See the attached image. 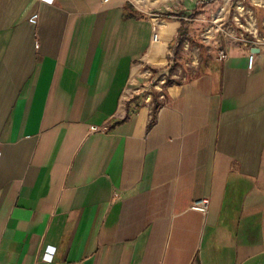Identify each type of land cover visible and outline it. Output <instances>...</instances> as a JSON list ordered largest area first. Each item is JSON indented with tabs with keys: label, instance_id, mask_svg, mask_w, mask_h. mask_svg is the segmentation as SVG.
<instances>
[{
	"label": "crops",
	"instance_id": "1",
	"mask_svg": "<svg viewBox=\"0 0 264 264\" xmlns=\"http://www.w3.org/2000/svg\"><path fill=\"white\" fill-rule=\"evenodd\" d=\"M147 9L0 0V264H264V39L144 93L182 23L151 57Z\"/></svg>",
	"mask_w": 264,
	"mask_h": 264
},
{
	"label": "rangeland",
	"instance_id": "2",
	"mask_svg": "<svg viewBox=\"0 0 264 264\" xmlns=\"http://www.w3.org/2000/svg\"><path fill=\"white\" fill-rule=\"evenodd\" d=\"M188 1H197V7H200V9L196 11L191 10L189 11V14L184 13V11H187L186 3ZM220 2L221 0H218L217 2L214 0H143L138 2L139 5H147L148 13H146V15L154 20L155 28L157 30L155 39L159 42H154L152 45L151 57H154L157 49L164 40V34L159 32L162 30L160 29L162 26L159 24H163L164 19L167 18H177L182 21L176 33L174 45L170 47L171 50L169 51L170 56L168 57V62L163 67H161L159 71L154 69H146L144 73V77L146 78L144 80L146 87L144 93H152L155 91L159 92L161 88L168 83L179 81L181 77L180 75L184 71H187V73L190 74V70L193 67L190 65L194 59L197 49L198 54H196V58L199 60L205 48L214 44L218 37H221L223 40L229 42L235 41L236 43H242V36L240 35L241 29L239 27L242 19L240 18V21H236L238 23L237 25L233 23L232 10L228 12V15L225 18L227 21L224 27L225 29L223 31L214 32L216 35L215 39L206 41L202 38L201 33L210 24L209 20L211 9L215 10L219 6ZM243 3L246 5V8H251L248 0H243ZM199 13L203 14L202 20H197L200 17ZM190 20L202 25L196 31L194 29L191 30L187 25L185 26L184 24ZM259 32L263 35L260 29ZM243 33V37H245L247 40L254 39L251 34L247 32ZM179 67L181 70H178Z\"/></svg>",
	"mask_w": 264,
	"mask_h": 264
},
{
	"label": "built area",
	"instance_id": "3",
	"mask_svg": "<svg viewBox=\"0 0 264 264\" xmlns=\"http://www.w3.org/2000/svg\"><path fill=\"white\" fill-rule=\"evenodd\" d=\"M136 1L139 2L143 0H136ZM214 1L217 2L218 0H214ZM230 10H232L233 23L237 25L238 23L236 21H240V18L242 19V21L239 24V27L241 29L240 35L242 36L241 37L242 43L244 45H248V43H252L253 46H259V44L262 43L264 39V35H262L259 32V28L257 26L256 17L254 15L253 10L251 8H246V5L243 3V0H221L219 6L215 10L211 9L210 20H209L210 24L201 33L202 38L205 39L206 41L215 39L216 35L214 34V32L223 31L225 29L224 27L227 22L225 18ZM199 16L200 17L197 20H202L203 14L199 13ZM37 17H38V13L35 12L29 16V21L31 23H35ZM263 28H264V22H263ZM243 32H247L251 34V36L254 39L247 40L245 37H243L244 36ZM231 42H235V41H231ZM196 54H198V49L196 51ZM196 54L194 55V59L192 60L190 65L193 66L192 69L190 70L191 73H194L195 68L199 63V60L196 58ZM254 57H255L254 52H250L247 55L248 69H252L254 63ZM178 70H181V68L179 67ZM180 76L181 77L179 81H184L188 76L187 71H184ZM92 129H97V128L92 127ZM208 206H209V199L207 197H202L200 199L193 201L190 207L196 211L205 214L208 210Z\"/></svg>",
	"mask_w": 264,
	"mask_h": 264
},
{
	"label": "bare ground",
	"instance_id": "4",
	"mask_svg": "<svg viewBox=\"0 0 264 264\" xmlns=\"http://www.w3.org/2000/svg\"><path fill=\"white\" fill-rule=\"evenodd\" d=\"M156 37V36H155ZM158 40H156L155 38H154V42H157ZM159 42V41H158Z\"/></svg>",
	"mask_w": 264,
	"mask_h": 264
}]
</instances>
